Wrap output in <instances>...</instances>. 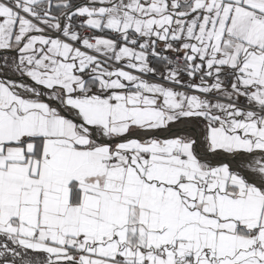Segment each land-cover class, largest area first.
<instances>
[{"label":"snow or ice","instance_id":"snow-or-ice-1","mask_svg":"<svg viewBox=\"0 0 264 264\" xmlns=\"http://www.w3.org/2000/svg\"><path fill=\"white\" fill-rule=\"evenodd\" d=\"M0 264H264V0H0Z\"/></svg>","mask_w":264,"mask_h":264}]
</instances>
